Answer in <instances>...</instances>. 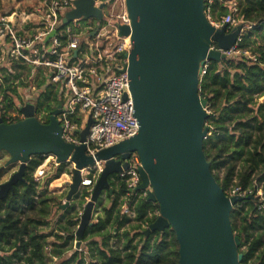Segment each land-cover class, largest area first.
<instances>
[{"label":"water","instance_id":"1","mask_svg":"<svg viewBox=\"0 0 264 264\" xmlns=\"http://www.w3.org/2000/svg\"><path fill=\"white\" fill-rule=\"evenodd\" d=\"M97 0H74L62 24L104 20V4ZM130 26H120L119 36L129 37L131 48L127 72L139 131L96 155L86 154L92 117L78 130L80 145L63 138L58 117L62 101L42 122L26 107L24 118L6 123L0 116V154L8 155L5 167L18 170L0 184V206L19 182H23L33 156L52 155L57 164L71 163L73 178L62 205L66 209L82 188L83 170L104 162L75 232V249L81 250L94 209L105 190L112 194L110 177L130 168V159H140L141 183L134 193L146 192L159 207L157 219L145 235L172 229L178 241L179 264H241L240 240L234 233L231 213L249 197L226 195L207 161L203 141L208 134L207 101L200 96L199 81L209 61L227 55L236 45L244 25L229 30L213 26L206 14V0H124ZM95 32L93 33V35ZM55 35L52 32L47 39ZM79 50L75 51L77 55ZM83 189V188H82ZM252 196H250L251 198Z\"/></svg>","mask_w":264,"mask_h":264},{"label":"trees","instance_id":"2","mask_svg":"<svg viewBox=\"0 0 264 264\" xmlns=\"http://www.w3.org/2000/svg\"><path fill=\"white\" fill-rule=\"evenodd\" d=\"M238 1L236 25H244L237 42L240 53L209 61L200 76L199 93L207 101L208 111L203 150L226 195L239 189L249 197L236 204L230 216L240 240L239 252L244 255L241 264H264V195H258L259 190L264 194V0ZM228 9L217 0H206L205 11L212 20H222ZM94 22L97 28L105 23ZM68 26L73 23L63 25L60 17L58 29ZM233 27L229 25V30ZM87 34L91 40V33ZM85 40L81 42L83 51ZM11 68L14 72L6 69L0 76V116L6 123L24 118L22 108L15 107V98L18 87L25 86L24 72L32 69L19 62ZM38 69L40 73L34 80L42 90L30 102L35 105V116L46 115L42 121L48 122L50 112L60 101V88L49 83L44 67ZM11 110L23 118L11 116ZM41 164L42 156H33L25 180L1 203L0 264H179V246L172 229L145 235L159 215L158 204L148 201L142 192L128 196L126 182L117 175L110 177L109 204L98 202L102 215L87 228L81 250H76L73 244L80 223L78 207L70 203L63 209L66 196L50 193L49 182L39 183L33 173ZM63 166L59 165L55 176L65 172ZM90 194L87 188L82 189L78 203L81 208ZM124 204L134 217L123 213ZM47 228L53 231L48 233Z\"/></svg>","mask_w":264,"mask_h":264},{"label":"built area","instance_id":"3","mask_svg":"<svg viewBox=\"0 0 264 264\" xmlns=\"http://www.w3.org/2000/svg\"><path fill=\"white\" fill-rule=\"evenodd\" d=\"M43 1L46 2L47 14L31 23L33 25L29 29L21 25L31 20L29 15H21L19 23L15 21V15L0 17V63L6 67L12 66L14 62L44 67L48 71V80L60 88V101L64 110L58 119L63 126V138L69 143L80 145L77 131L85 127L88 117L91 116L92 124L85 143L86 154L94 157L100 150L133 137L139 131V124L134 116L128 73L121 72L128 65L131 43L129 37L119 36V27L130 26L131 20L125 7L117 19L107 20L96 30L93 24L86 25L83 28H87V33L92 36L95 32V36L91 40H85L86 50L83 51L82 41L79 32L74 29L75 26L58 29L60 17L73 7L74 0ZM110 1L96 2V5H105L104 20L106 4ZM209 1L213 3L216 0ZM217 1L226 5L229 11L220 21L212 20L210 13H206L210 23L216 28H221L224 24L237 26L239 1ZM52 32H55V35L47 39ZM211 49L218 50L227 57L240 53L237 43L227 51L216 44H212ZM76 50H79L77 55ZM208 63L205 64L203 73ZM11 66L8 69H11ZM41 165L37 170L39 175L44 174V167ZM139 166L140 159L134 155L130 159V168L117 174L118 179L126 182L128 196L137 194L133 191L141 183ZM103 167L104 162H96L95 166L83 170L82 188L91 192ZM235 193L247 196V193H242L239 189L231 195ZM141 195L147 197L146 192ZM122 210L130 217L135 216L126 204Z\"/></svg>","mask_w":264,"mask_h":264},{"label":"rangeland","instance_id":"4","mask_svg":"<svg viewBox=\"0 0 264 264\" xmlns=\"http://www.w3.org/2000/svg\"><path fill=\"white\" fill-rule=\"evenodd\" d=\"M124 9H125L124 0H111L110 2H108L106 4V8H105V14L106 15H105L104 21L107 22V20L117 19V16H119L123 12ZM46 12H47L46 2L43 0H0V17L1 16L15 15V21L17 23H19L21 15H29V17H30L29 19H31V20H28L25 23L23 22V24H21L26 29L31 28L33 25L31 23H35L36 20H40L42 15L47 14ZM91 24H94V21L91 19L87 20V21H77L76 23H74V26L76 28L74 26L73 27H74L75 31L79 32L78 35L80 36L81 41H82V39H87V37H88L87 28H83V27H85L86 25H91ZM96 29H97V25L94 27V30H96ZM94 36H95V34L92 35V38ZM87 41H89V40H87ZM90 42H92V41H90ZM10 66H8V67H10ZM8 67H6L5 65H2L0 63V76L2 75V73H4V71L6 69H8ZM30 67L32 68L31 72L28 73L27 71H25L23 76H22L24 83H25V86L21 85L18 87V97L15 98V104H16L15 107H18V109L22 108V111H23L26 107L31 106L32 110L30 112L32 115H35L36 114L35 105L33 102H30V101L37 95V92L42 90V89H39L37 87V83L34 80V78L40 73V71L38 69L40 67H33V66H30ZM10 71L14 72L12 68L10 69ZM45 72L48 73L47 70H45ZM16 83H18V82H16ZM49 83H53V82L49 81ZM55 87L59 88L58 85H56ZM263 100H264V98H262V101ZM10 114H11V116H19L20 118H23V116L18 111L11 110ZM37 117L40 120H42L44 117H46V115H38ZM7 160H8V155L2 153L0 155V184L9 180L11 175L18 170L17 164L5 167V163ZM63 165H64L63 170L65 172L63 174H60L58 177L55 176L57 174V170L59 168V165L57 164L56 158L52 155H45V156H42V165H41L42 167H44L43 168L44 174L39 175V173L37 172V170H38V168H37L34 171L33 175H34V177H36V176L38 177L37 180L39 181V183L41 185H44L45 183L49 182L47 187H48V190L50 193L66 196L67 192L69 190V185L72 182V178H73V174H72L73 165L71 163H64ZM85 174H86V172H85ZM55 177H57V178H55ZM81 191H82V188L78 192V196H76V197L74 196L73 200L71 201V203H74L75 205H77V207H78L77 211H79V215H81V213L83 212V210H81V209H84V208H81L78 204L80 201L79 196H80ZM258 195L260 197H263L264 194L261 190H259ZM88 200H89V198H86V202ZM107 200H108L107 194L103 193V195L99 201H102L104 204L108 205L109 202H107ZM65 202H66V200L64 199L63 204ZM94 214L95 215L93 217V222L96 221V217L99 214L102 215V212L97 207V205L95 206ZM76 230H77V228H76ZM45 231L49 233V232L53 231V228L52 229L47 228V229H45ZM49 240H51V239H49ZM73 245L75 248V242ZM82 245H83V243H82ZM55 260L56 259H54V261Z\"/></svg>","mask_w":264,"mask_h":264},{"label":"flooded vegetation","instance_id":"5","mask_svg":"<svg viewBox=\"0 0 264 264\" xmlns=\"http://www.w3.org/2000/svg\"><path fill=\"white\" fill-rule=\"evenodd\" d=\"M93 21H94V20H93ZM94 24H95V22H94ZM104 193H105V194H108L109 191H108V190H105ZM109 194H110V193H109Z\"/></svg>","mask_w":264,"mask_h":264},{"label":"crops","instance_id":"6","mask_svg":"<svg viewBox=\"0 0 264 264\" xmlns=\"http://www.w3.org/2000/svg\"><path fill=\"white\" fill-rule=\"evenodd\" d=\"M73 26H74V24H73ZM11 112V111H10Z\"/></svg>","mask_w":264,"mask_h":264}]
</instances>
